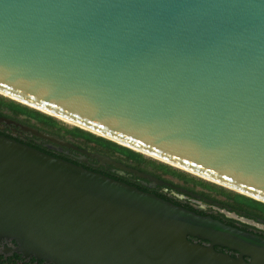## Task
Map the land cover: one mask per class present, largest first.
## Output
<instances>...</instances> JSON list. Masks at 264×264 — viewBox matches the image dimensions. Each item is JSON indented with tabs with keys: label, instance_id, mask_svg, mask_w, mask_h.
Returning <instances> with one entry per match:
<instances>
[{
	"label": "water",
	"instance_id": "1",
	"mask_svg": "<svg viewBox=\"0 0 264 264\" xmlns=\"http://www.w3.org/2000/svg\"><path fill=\"white\" fill-rule=\"evenodd\" d=\"M0 96L264 203V0H0ZM0 238L50 264H264L260 235L1 135Z\"/></svg>",
	"mask_w": 264,
	"mask_h": 264
},
{
	"label": "flooded vegetation",
	"instance_id": "2",
	"mask_svg": "<svg viewBox=\"0 0 264 264\" xmlns=\"http://www.w3.org/2000/svg\"><path fill=\"white\" fill-rule=\"evenodd\" d=\"M7 115L6 112L0 114L1 136L12 139L33 149H38L56 159H61L89 171L99 172L104 174L107 178L123 182L142 192L153 193L161 197V199L171 201L182 208L191 209L198 213L201 212V215H209L211 219L219 220V222L224 225L234 227L243 232L257 234L264 238V210L237 205V203L223 196H221L223 199L219 200L217 199V195L213 192L208 194L201 190L196 191L194 188L191 190L189 185L179 180L180 184H176L170 180L172 177L167 175L159 174V177H156L157 172L152 171L150 167H146L145 172L136 170L131 166L115 160V158L108 157L105 153L95 149L91 143L80 144V142L75 141L70 136L65 135L63 132H58L53 128H48L32 120H27L22 116H20L21 118H11ZM108 159L121 166L133 169L141 175L155 177L160 180L162 184L146 176H139L138 174L116 167L110 164L107 161ZM176 189L194 193L198 198L186 196ZM204 198L209 199L211 202L205 201ZM215 203H219L221 206L217 207ZM189 240L199 245L207 244V241L203 239L199 240L190 237ZM213 248L216 252L224 253L231 258H236L237 256L235 251L217 246ZM242 259L245 262H250L249 257L242 256ZM0 264L50 263L18 253L15 250L14 241L0 238Z\"/></svg>",
	"mask_w": 264,
	"mask_h": 264
},
{
	"label": "trees",
	"instance_id": "3",
	"mask_svg": "<svg viewBox=\"0 0 264 264\" xmlns=\"http://www.w3.org/2000/svg\"><path fill=\"white\" fill-rule=\"evenodd\" d=\"M6 112L7 116L11 118L24 117L27 120H32L40 125H44L48 128H53L58 132H63L65 135L70 136L75 141L80 142V144H92L95 149L100 152L105 153L108 157L115 158V160L124 163L128 166L133 167L136 170L145 172L146 167H150L152 171H156V177L160 175H167L176 180L182 181L184 184L190 186L191 190L195 187H201L210 190L215 195L223 196L224 198L237 203V205H244L245 207L257 208L258 210H264V203L250 199L243 195L225 190L219 186L214 185L209 181L203 179H197L189 174H186L180 170L172 168L168 165L160 163L155 159L146 157L137 152H134L128 148L117 145L104 137L89 133L87 131L78 129L76 127H69L59 124L53 116L45 114L41 111L28 108L24 105L16 103L12 100L6 99L0 96V114ZM152 173V172H151ZM190 190V189H189ZM207 195V194H205ZM172 203L171 201H168ZM175 204V203H172ZM176 205V204H175ZM192 211L191 209H187ZM195 214L200 215V213L192 211ZM219 221V220H218ZM189 240V238H187Z\"/></svg>",
	"mask_w": 264,
	"mask_h": 264
},
{
	"label": "rangeland",
	"instance_id": "4",
	"mask_svg": "<svg viewBox=\"0 0 264 264\" xmlns=\"http://www.w3.org/2000/svg\"><path fill=\"white\" fill-rule=\"evenodd\" d=\"M1 97H3V96H1ZM4 98H6V97H4ZM6 99H8V98H6ZM21 118V117H20ZM55 119V118H54ZM55 120H57L58 121V123L59 124H62V125H64V126H69V127H71V125H69V124H66V123H64V122H62V121H60V120H58V119H55ZM146 156V155H145ZM146 157H149V156H146ZM149 158H151V157H149ZM153 159V158H152ZM156 160V159H155ZM157 161H159V160H157ZM171 167V166H170ZM173 168V167H172ZM176 169V168H175ZM177 170H179V169H177ZM181 171V170H180ZM182 172H184V171H182ZM184 173H186V174H189V173H187V172H184ZM190 176H192V177H194V178H197V179H202V178H198V177H196V176H194V175H191V174H189ZM170 180H172L174 183H176V184H180V182L178 181V180H175V179H170ZM203 180H205V179H203ZM206 181H208V180H206ZM210 182V181H209ZM211 183H213V182H211ZM214 185H216V184H214ZM216 186H218V185H216ZM220 187V186H219ZM221 188H223V187H221ZM223 189H225V190H228V189H226V188H223ZM194 190H196V191H203V192H205V193H211V191L210 190H207V189H204V188H201V187H195L194 188ZM228 191H230V190H228ZM232 192V191H231ZM217 199H219V200H222L223 199V197H221V196H218L217 195Z\"/></svg>",
	"mask_w": 264,
	"mask_h": 264
},
{
	"label": "bare ground",
	"instance_id": "5",
	"mask_svg": "<svg viewBox=\"0 0 264 264\" xmlns=\"http://www.w3.org/2000/svg\"><path fill=\"white\" fill-rule=\"evenodd\" d=\"M51 115H53L52 113H51ZM53 117H55L56 119H58V120H60V121H62V122H64V123H66V124H69V125H72V123L70 122V121H68V120H65V119H63V118H60V117H57V116H54L53 115ZM146 154V153H145ZM152 156V155H151ZM152 157H154V156H152ZM155 158H157V157H155ZM157 159H159V158H157Z\"/></svg>",
	"mask_w": 264,
	"mask_h": 264
}]
</instances>
